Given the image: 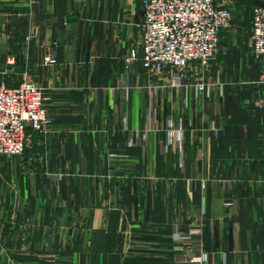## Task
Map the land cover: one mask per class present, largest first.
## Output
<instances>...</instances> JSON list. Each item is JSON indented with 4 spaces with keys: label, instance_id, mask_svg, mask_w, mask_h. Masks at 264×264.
Segmentation results:
<instances>
[{
    "label": "crops",
    "instance_id": "obj_1",
    "mask_svg": "<svg viewBox=\"0 0 264 264\" xmlns=\"http://www.w3.org/2000/svg\"><path fill=\"white\" fill-rule=\"evenodd\" d=\"M216 2L233 15L221 54L173 87L127 60L142 0H0V74L41 87L54 119L0 156V264H264L262 0ZM199 229L202 262L174 241Z\"/></svg>",
    "mask_w": 264,
    "mask_h": 264
},
{
    "label": "built area",
    "instance_id": "obj_2",
    "mask_svg": "<svg viewBox=\"0 0 264 264\" xmlns=\"http://www.w3.org/2000/svg\"><path fill=\"white\" fill-rule=\"evenodd\" d=\"M142 7L141 46L131 49L127 60L140 56L150 72L167 74L173 87L186 85L184 72L190 65L205 71L215 61L221 30L228 28L233 19L231 10L219 6L216 0H142ZM251 16L252 52L261 65L258 81L264 84V0L252 7ZM46 62L54 64L57 59L49 54ZM212 85L209 80H200L197 92L209 90ZM47 99L43 89L31 79L14 85L0 82V156L22 154L28 128L37 132L50 129L54 119ZM157 128L155 99L151 96L144 130L147 133ZM174 241L192 253L193 261L207 259L201 229L183 233L177 230Z\"/></svg>",
    "mask_w": 264,
    "mask_h": 264
},
{
    "label": "rangeland",
    "instance_id": "obj_3",
    "mask_svg": "<svg viewBox=\"0 0 264 264\" xmlns=\"http://www.w3.org/2000/svg\"><path fill=\"white\" fill-rule=\"evenodd\" d=\"M220 54H221V52H218V55H220ZM252 55H253V53H252ZM253 57H254V59H256V61H257L258 63H260L259 60H258L254 55H253ZM1 75H2V74H0V82L12 83V82L10 81V79H8V81H7V79H3ZM18 82H19V79L16 80L15 83H18Z\"/></svg>",
    "mask_w": 264,
    "mask_h": 264
},
{
    "label": "trees",
    "instance_id": "obj_4",
    "mask_svg": "<svg viewBox=\"0 0 264 264\" xmlns=\"http://www.w3.org/2000/svg\"><path fill=\"white\" fill-rule=\"evenodd\" d=\"M7 83V82H6ZM8 84H10V83H8ZM28 129H31V128H28ZM28 131V130H27Z\"/></svg>",
    "mask_w": 264,
    "mask_h": 264
}]
</instances>
